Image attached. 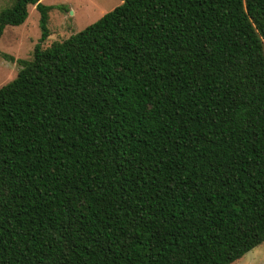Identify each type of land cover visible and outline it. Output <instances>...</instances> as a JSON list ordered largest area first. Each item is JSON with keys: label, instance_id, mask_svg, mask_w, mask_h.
I'll list each match as a JSON object with an SVG mask.
<instances>
[{"label": "trees", "instance_id": "1", "mask_svg": "<svg viewBox=\"0 0 264 264\" xmlns=\"http://www.w3.org/2000/svg\"><path fill=\"white\" fill-rule=\"evenodd\" d=\"M0 88V264H234L264 243V0H122Z\"/></svg>", "mask_w": 264, "mask_h": 264}, {"label": "rangeland", "instance_id": "2", "mask_svg": "<svg viewBox=\"0 0 264 264\" xmlns=\"http://www.w3.org/2000/svg\"><path fill=\"white\" fill-rule=\"evenodd\" d=\"M13 0H0V11ZM122 0H42L55 7L50 13V37L44 48L55 42L67 40L122 4ZM40 12L35 6L29 8V18L21 26H9L0 41V88L14 80L21 69L17 62H10L5 55L16 60H31L42 38ZM234 264H264V243Z\"/></svg>", "mask_w": 264, "mask_h": 264}]
</instances>
